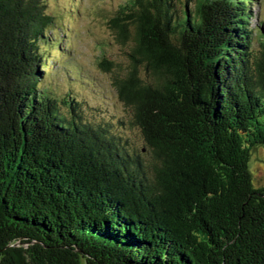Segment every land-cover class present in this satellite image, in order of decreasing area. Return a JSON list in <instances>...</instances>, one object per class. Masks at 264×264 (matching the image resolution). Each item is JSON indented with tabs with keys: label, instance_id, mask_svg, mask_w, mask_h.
Here are the masks:
<instances>
[{
	"label": "trees",
	"instance_id": "16d2710c",
	"mask_svg": "<svg viewBox=\"0 0 264 264\" xmlns=\"http://www.w3.org/2000/svg\"><path fill=\"white\" fill-rule=\"evenodd\" d=\"M255 4L124 0L109 28L130 45L114 87L132 148L41 84L56 44L46 0H0V264H264Z\"/></svg>",
	"mask_w": 264,
	"mask_h": 264
},
{
	"label": "rangeland",
	"instance_id": "374dc122",
	"mask_svg": "<svg viewBox=\"0 0 264 264\" xmlns=\"http://www.w3.org/2000/svg\"><path fill=\"white\" fill-rule=\"evenodd\" d=\"M47 13L53 17L51 28L55 41L48 46L47 71L41 84L49 85L58 99L74 95L79 107L76 112L88 122H106L111 130L123 138L129 147L138 148L141 139L135 128L129 126L132 112L120 102L114 87V78H120L130 67L129 43L116 42L109 28L112 19L124 0H46ZM250 27L264 30V0L252 6ZM259 41L253 52L259 54ZM102 59L113 64L112 72H105L99 65ZM143 76V69L139 68ZM63 106V105H62ZM64 107V106H63ZM61 107V108H63ZM264 152L261 148L251 151L249 169L255 185H264Z\"/></svg>",
	"mask_w": 264,
	"mask_h": 264
}]
</instances>
